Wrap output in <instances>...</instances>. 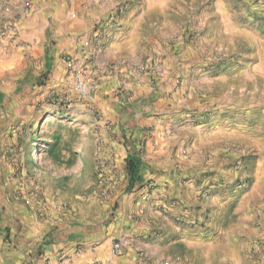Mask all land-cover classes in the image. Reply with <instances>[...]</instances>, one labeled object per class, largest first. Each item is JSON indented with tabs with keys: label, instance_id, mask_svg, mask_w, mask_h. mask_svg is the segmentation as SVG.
I'll list each match as a JSON object with an SVG mask.
<instances>
[{
	"label": "crops",
	"instance_id": "crops-1",
	"mask_svg": "<svg viewBox=\"0 0 264 264\" xmlns=\"http://www.w3.org/2000/svg\"><path fill=\"white\" fill-rule=\"evenodd\" d=\"M133 1L0 0V146L9 104L25 92L36 102L49 89H61L72 76L64 57L76 54L75 38L91 36L112 9L127 2L121 27L90 67L101 81L98 93L110 92L112 97V88L121 82L127 88L125 93L100 103L104 110L107 103L112 106L106 110L108 126L102 135L103 155L116 163L123 182L114 197L117 208L89 220L71 217L51 227L40 223L18 232V222H9L0 207L2 264L5 227L24 242L22 246H27L33 264H149L156 260L264 264V222L260 224L262 219H258L259 208L245 212L243 200L234 202L221 192L200 199L206 183L198 181L197 176L205 168L238 173V165L229 168L245 153L238 116L231 118L230 107L235 104L228 102L224 105L229 108L210 113L204 128L191 123L190 111L206 108L212 95L201 94L196 75L192 79L183 75L181 88L175 90L180 75L172 63L159 75L140 67L156 57L154 45L161 47L151 35L158 25L149 15L152 7L163 6V0ZM207 41L202 38L195 53H203ZM41 75H45L44 88L37 82ZM150 76L157 77L154 85ZM137 143L142 148L138 185L143 188L127 191L125 159L134 153ZM203 143L211 147L210 164L206 166L202 164V151L192 153L194 146ZM82 149L83 145L78 157L81 160ZM217 155L223 157L220 168L214 164ZM147 186L151 187L148 197ZM116 242L123 243L119 254L113 252Z\"/></svg>",
	"mask_w": 264,
	"mask_h": 264
},
{
	"label": "rangeland",
	"instance_id": "rangeland-1",
	"mask_svg": "<svg viewBox=\"0 0 264 264\" xmlns=\"http://www.w3.org/2000/svg\"><path fill=\"white\" fill-rule=\"evenodd\" d=\"M162 3L161 7H152L149 15L158 25L151 35L161 47L154 45L156 52H152L156 57L140 67L159 75L172 63L180 75L175 90L181 88L183 75H189V79L196 75L201 94H211L213 100L200 112L190 111L195 127L202 126L210 113L229 108L224 104L234 102V108L230 107L231 118L238 116L245 153L238 158V164L229 168L238 165V173L223 174L221 170L205 168L197 176L198 181L206 183L200 199L226 193L234 202L243 200L245 212L259 208L261 224L264 222V0H163ZM202 38L208 39L206 50L195 53ZM90 74L95 84L90 97L74 91L71 76L61 89H49L36 102L25 92L9 104V112L2 121L0 207L9 222H18V232L40 223L51 227L56 221L71 217L89 220L117 208L114 197L123 182L116 163L103 155L102 135L108 126L106 110L112 106L109 102L104 110L100 103L125 93L127 88L120 81L112 88V97L110 92L98 93L101 81L98 82L92 69ZM44 79L45 75H41L38 84L44 83ZM156 80V76H150L151 85ZM190 104L195 106L194 102ZM198 136L196 133V139ZM81 145L82 160L78 158ZM35 148L39 160L34 158ZM210 150V145L203 143L201 147L194 146L192 153L202 151V164L206 166L210 164ZM133 152L142 153L140 143L134 145ZM222 158L217 155L215 159L219 168L224 165ZM126 189L131 190L128 183ZM19 210L23 212L19 214ZM3 231L4 263L33 264L27 246H22L24 242L11 234V228L5 227Z\"/></svg>",
	"mask_w": 264,
	"mask_h": 264
},
{
	"label": "built area",
	"instance_id": "built-area-1",
	"mask_svg": "<svg viewBox=\"0 0 264 264\" xmlns=\"http://www.w3.org/2000/svg\"><path fill=\"white\" fill-rule=\"evenodd\" d=\"M125 11L123 5H118L112 9L105 20L97 24L94 33L91 36H79L74 40L76 54L65 55L71 74L74 79L73 89L82 97H90L95 91V84L90 76V67L96 63V57L102 50L107 41L114 36V33L121 27V18ZM147 197L150 194V186H147ZM145 194V195H146ZM187 211V209H185ZM123 243L116 242L113 247L114 254H119L122 250ZM145 258L142 253H139ZM149 264H178L170 261H151Z\"/></svg>",
	"mask_w": 264,
	"mask_h": 264
},
{
	"label": "trees",
	"instance_id": "trees-1",
	"mask_svg": "<svg viewBox=\"0 0 264 264\" xmlns=\"http://www.w3.org/2000/svg\"><path fill=\"white\" fill-rule=\"evenodd\" d=\"M50 146L52 145L50 144ZM141 167V153H129L125 159V169L128 177V189L132 190L137 186L138 188L142 187V185H138V183L141 181Z\"/></svg>",
	"mask_w": 264,
	"mask_h": 264
},
{
	"label": "bare ground",
	"instance_id": "bare-ground-1",
	"mask_svg": "<svg viewBox=\"0 0 264 264\" xmlns=\"http://www.w3.org/2000/svg\"><path fill=\"white\" fill-rule=\"evenodd\" d=\"M34 158H35V160H39L38 151L36 150V148H35V151H34Z\"/></svg>",
	"mask_w": 264,
	"mask_h": 264
}]
</instances>
